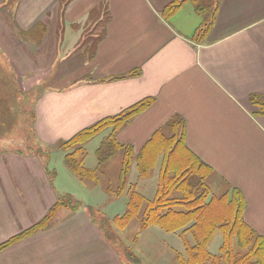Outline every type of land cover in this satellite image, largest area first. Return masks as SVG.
<instances>
[{"label": "crops", "instance_id": "0c3cea01", "mask_svg": "<svg viewBox=\"0 0 264 264\" xmlns=\"http://www.w3.org/2000/svg\"><path fill=\"white\" fill-rule=\"evenodd\" d=\"M177 1L0 0V65L22 78L44 77L33 86L43 90L29 140L39 149L0 148V264H133L92 213L103 211L125 229L134 218L124 227L115 218L126 212L127 190L110 197L95 180L82 181L66 164L74 148L58 146L149 100L113 132L131 150L128 183L153 200L160 168L182 170L191 154L198 180L205 175L212 191L241 192L244 222L264 237V115L251 100L264 96V0H183L166 17ZM214 10L212 28L199 35ZM175 118L186 129L184 149L167 160L159 139L174 131ZM115 125L82 146L83 167L98 166ZM141 157L152 176L140 175ZM124 158L116 150L100 180L118 182ZM63 195L81 205L57 208L41 226ZM157 227L173 234L153 248L168 251L160 264H180L179 234L157 225L141 230L139 223L140 232Z\"/></svg>", "mask_w": 264, "mask_h": 264}, {"label": "trees", "instance_id": "16d2710c", "mask_svg": "<svg viewBox=\"0 0 264 264\" xmlns=\"http://www.w3.org/2000/svg\"><path fill=\"white\" fill-rule=\"evenodd\" d=\"M182 3L183 0H179L167 7L165 16L174 13ZM202 10L206 11V8H200V12ZM215 17V10L206 16L199 35L203 36L210 31ZM251 100L257 107L256 113L264 115V96H252ZM150 103L151 100L141 102L115 120L101 122L84 130L71 141L60 144L58 147L63 149L74 148L66 159L69 169L82 181L91 179L100 183L110 197L121 196L127 190L129 198L126 212L123 216L115 218L122 227L137 217L141 230L157 225L167 232L179 234L185 246L184 252H177L180 264H264V237L254 232L244 222L243 211L246 203L241 192L234 188L230 192L213 193L207 180H204L205 175L201 176L202 180H198L195 174L198 170L194 165V161L197 160L191 154L190 163L186 162L182 170L172 169L168 164L160 168L157 192L153 200H147L136 191V185L128 183L127 176L133 162L131 150L119 145L113 132L129 123ZM110 123L117 125L110 127L112 132L99 150L98 166L95 169L83 167L82 161L78 160L82 146L107 129ZM169 127L174 131L159 139L162 142L160 154H164L163 157L167 160L177 155L181 148L184 149L186 136L183 119L175 118L169 123ZM119 149L124 150L125 158L122 161L118 182L100 180L103 179L104 172L106 173L107 161ZM152 169V164L145 163L143 157L139 159L138 170L141 176L145 178L152 176ZM80 205L81 202L73 200L71 195L61 196L40 225H49L59 207L77 209ZM218 231L221 232L223 239L219 252L214 254L210 252L209 245ZM106 234L108 236L109 233L106 231Z\"/></svg>", "mask_w": 264, "mask_h": 264}, {"label": "rangeland", "instance_id": "374dc122", "mask_svg": "<svg viewBox=\"0 0 264 264\" xmlns=\"http://www.w3.org/2000/svg\"><path fill=\"white\" fill-rule=\"evenodd\" d=\"M42 78L44 79L43 76L39 77L37 75L22 78L12 66L0 67V148L16 145L19 148L30 146L29 148L39 149L34 145L32 139L29 140L32 132L33 103L38 93L43 90L33 86L35 82L37 83ZM100 138L98 137L94 144ZM82 185L80 182L76 188H82ZM75 191L79 192L77 189ZM222 191L224 192L223 189ZM222 191L215 189L213 193L221 194ZM85 203L89 202L86 201ZM102 212L92 208L93 215L105 229V233L107 231L114 238L111 241L118 244L117 247L120 248L127 262L133 261V264H160L162 258L167 257L165 253L168 251L166 249L154 250L153 248L157 247L159 242L172 241L173 234L168 235L164 231H159L160 228L158 227L140 232L137 217L133 219L129 226L121 229L110 223L103 214L104 212ZM222 239L223 236L218 231L209 245L210 252L214 254L219 252ZM180 242L183 241L180 239Z\"/></svg>", "mask_w": 264, "mask_h": 264}]
</instances>
